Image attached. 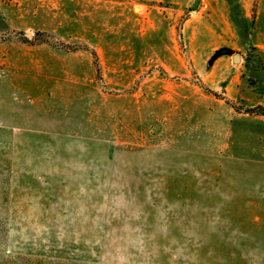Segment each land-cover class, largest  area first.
<instances>
[{"label": "rangeland", "instance_id": "obj_1", "mask_svg": "<svg viewBox=\"0 0 264 264\" xmlns=\"http://www.w3.org/2000/svg\"><path fill=\"white\" fill-rule=\"evenodd\" d=\"M0 264H264V0H0Z\"/></svg>", "mask_w": 264, "mask_h": 264}, {"label": "water", "instance_id": "obj_2", "mask_svg": "<svg viewBox=\"0 0 264 264\" xmlns=\"http://www.w3.org/2000/svg\"><path fill=\"white\" fill-rule=\"evenodd\" d=\"M234 59H235V60H239V55H238V54H235V55H234Z\"/></svg>", "mask_w": 264, "mask_h": 264}]
</instances>
